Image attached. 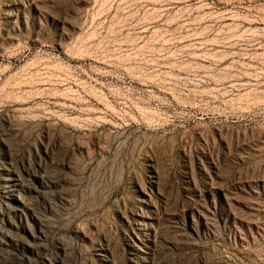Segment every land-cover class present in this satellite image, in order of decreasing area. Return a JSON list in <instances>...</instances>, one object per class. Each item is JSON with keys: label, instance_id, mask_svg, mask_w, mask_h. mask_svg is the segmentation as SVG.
Returning <instances> with one entry per match:
<instances>
[{"label": "rangeland", "instance_id": "1", "mask_svg": "<svg viewBox=\"0 0 264 264\" xmlns=\"http://www.w3.org/2000/svg\"><path fill=\"white\" fill-rule=\"evenodd\" d=\"M0 264H264V0H0Z\"/></svg>", "mask_w": 264, "mask_h": 264}]
</instances>
